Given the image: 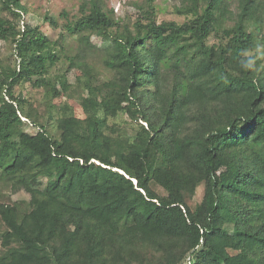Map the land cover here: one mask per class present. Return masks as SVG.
<instances>
[{
    "label": "trees",
    "instance_id": "trees-1",
    "mask_svg": "<svg viewBox=\"0 0 264 264\" xmlns=\"http://www.w3.org/2000/svg\"><path fill=\"white\" fill-rule=\"evenodd\" d=\"M173 1L182 21L82 0L62 24L0 0V264H264V0ZM46 24L102 59L68 53L54 81ZM77 67L57 137L29 89L76 90Z\"/></svg>",
    "mask_w": 264,
    "mask_h": 264
},
{
    "label": "rangeland",
    "instance_id": "rangeland-1",
    "mask_svg": "<svg viewBox=\"0 0 264 264\" xmlns=\"http://www.w3.org/2000/svg\"><path fill=\"white\" fill-rule=\"evenodd\" d=\"M31 6V13L26 18L31 23H37L39 21V14L51 13L54 18L59 19L61 23H66V20L59 18L62 11L66 10L70 12L71 15L77 13L80 2L82 0H26ZM131 1L134 0H108L110 7H114L116 12L122 17L129 16L135 17L138 13L137 9L131 5ZM159 2V14L158 18L160 21L166 19H176L182 21L183 16H180L176 13L174 9L173 0H158ZM126 22H131L130 19H127ZM45 30L47 33L51 34L54 39H57L60 44L66 48V52L61 60L51 69L52 79L55 81L56 75H63L67 71L69 61L67 59L68 53L76 54L79 57H86L89 61H98L102 59V56L105 53L104 47L108 45L107 43L102 42L99 38L94 37L93 42L95 45L87 46L84 45V48H78L79 42L74 37H68L63 28L52 29L45 25ZM72 48V49H71ZM12 54L10 49V44L8 41H0V55L9 58ZM67 77L70 82L76 84L78 88L72 90L58 97H54L52 92L47 88H38V89H29V92L34 94L41 104L39 105L40 111L49 118L52 126V132L57 137H60V126L59 122L62 117L77 115L83 116V110L80 105V99L85 97L87 92V83H88V73L86 70L81 67L74 68L71 71H68ZM101 82L98 81L96 84L99 86ZM25 94L27 91H24ZM28 130L34 132L35 128L32 126ZM130 130V129H129ZM203 186H199L197 190L196 197L192 202L193 205H196L202 197ZM231 243V242H230Z\"/></svg>",
    "mask_w": 264,
    "mask_h": 264
}]
</instances>
